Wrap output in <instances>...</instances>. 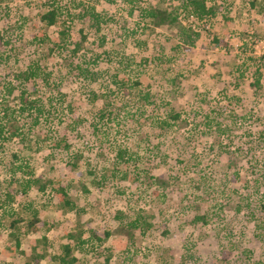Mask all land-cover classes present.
I'll return each instance as SVG.
<instances>
[{"label": "rangeland", "instance_id": "obj_1", "mask_svg": "<svg viewBox=\"0 0 264 264\" xmlns=\"http://www.w3.org/2000/svg\"><path fill=\"white\" fill-rule=\"evenodd\" d=\"M42 1L0 0V34L8 41L0 54L10 57L18 48L16 61L0 62V128L14 119L24 132L11 142L0 137V264L30 263L38 254L44 258L37 264H54L64 230L83 232L82 240L92 230L110 234L103 243L83 241L73 250L74 264H106L107 256V264H172L186 241L207 256L189 264H264V0H207L215 17H179L175 26H155L142 13L148 4L170 8V0H137L130 14L122 0H56L72 10L95 7L105 18L97 65L90 51L78 59L98 69V89L106 92L96 101L70 77L59 87L61 100L46 45L30 43L29 21ZM87 24L84 17L70 24L73 40L82 28L85 45L91 42ZM58 27L46 28L50 39ZM182 29L198 34L193 45L182 40ZM33 61L50 74L48 85L38 78L24 87L13 78ZM117 76L127 84L140 80L141 87L129 91ZM22 90L27 100L50 107L45 120L20 110ZM64 100L69 111L54 118ZM8 105L14 118L3 115ZM101 109L108 120L95 115ZM32 178L64 181L71 211L50 187L22 191ZM139 217L149 222L142 232L130 227Z\"/></svg>", "mask_w": 264, "mask_h": 264}, {"label": "trees", "instance_id": "obj_2", "mask_svg": "<svg viewBox=\"0 0 264 264\" xmlns=\"http://www.w3.org/2000/svg\"><path fill=\"white\" fill-rule=\"evenodd\" d=\"M108 3H114V0H104ZM126 7L128 13H132L134 9H137V7L140 6L139 2L137 0H122ZM159 1H165V0H159ZM168 1V0H167ZM173 1L174 6H171L170 8H159L157 6H152L151 4H148L145 6V8L142 10V13L144 17H148L152 23L155 26L160 25H168V26H175L178 22V18H187L190 16L195 17V19L198 22L201 21H207L211 19L212 17H215V9L213 7L208 6L207 0H170ZM79 3V2H78ZM78 5V4H77ZM253 5V4H250ZM81 7V10L75 8L70 9L66 5H59L56 0H43L40 2L36 8H35V17L33 20L29 21L31 23V37H30V43L34 44V46H39L41 44L46 45V49L48 50V56L46 60L52 61L55 64H51L52 67V73L57 70V90L60 92V96L62 97L61 100H63L64 95L61 92L60 86H64L67 79L70 77L69 80L77 81L79 88H85L88 87L89 94L91 96V100L96 101L99 99L100 93H103L102 91L106 92L105 89H98L97 84V78L100 76L98 69L91 68L88 65H84L81 61H78L79 56L82 55L85 51H90L95 53V58L92 59L95 62V65H97V59L100 58L96 53L99 49H102L104 47L105 39H106V33L104 32L103 25L105 24V18L101 14V12H98L95 7H90V9H86L85 7ZM84 17L86 21L88 22L87 27L90 31V35H92L91 42H89L87 45L86 41L88 40V32L86 29H78V40H73L70 34V24L73 23L75 19ZM66 19L68 22H65L64 25L60 28L58 27L59 21L61 19ZM104 22V23H103ZM56 26L58 27L55 36L57 37L55 40L50 39V35L46 28ZM182 40H184L186 43L193 45L195 42V36L197 37L198 34L191 33L189 29H182L181 31ZM48 41V42H47ZM47 42V43H46ZM8 44V41H3V37L0 34V51L1 48L4 47V45ZM17 46L12 51V55L10 57H14V61H16L15 57L18 56L17 54ZM102 52H105L102 50ZM89 53V52H88ZM93 55V54H92ZM9 56L1 55L0 54V62L8 60L10 58ZM11 59V58H10ZM96 59V60H95ZM57 63V64H56ZM43 67L39 66L37 62H31L29 64H26V67L24 69L15 71V74H13V78L21 84V86L29 87L33 86L38 78L40 79L43 84L48 85L50 83L49 78L50 74L44 72L42 69ZM55 68V69H53ZM10 71H12L10 69ZM11 73V72H10ZM51 73V75H52ZM259 73V70L257 71ZM9 74V72H8ZM12 79V78H11ZM11 79L7 80V87L6 90L8 93H11L12 87H11ZM118 85H121L123 88L127 87L130 90L137 91L140 87L142 82L140 80H134L130 84L126 83V79H121L120 76H117ZM115 86V85H114ZM24 90L21 91L19 95V100L22 105L25 107L20 108V110H24L25 108L33 109V112L37 114L34 116L35 122H38L40 118L46 119V114H50V107L45 106L43 102L39 101L38 99L34 100H27L24 97V93L22 94ZM113 91H117V88H115ZM143 99L147 100V94L143 95ZM65 103V105H64ZM69 105L66 104L65 100L62 102V107L60 108V111L55 109L52 110V113L55 115L54 118H59L60 115H65L64 113H67L69 111ZM13 108L8 105L3 109V115L4 117H8L9 115L12 116V118L15 117L11 111ZM95 115L98 116L100 120H108L107 116H104V111L101 109L98 112L95 113ZM178 117V114H172L171 118L175 119ZM6 130V132L4 131ZM23 129V128H22ZM22 129H18L15 127V121L14 119L9 120L6 122V124L3 125V128H0V137H2V141H12L14 137H18ZM24 134V132L22 131ZM22 135V134H20ZM23 137V136H22ZM64 139V138H62ZM20 144H22V140L19 139ZM64 144L66 143V140L64 139ZM55 146H59V144H55ZM11 157L14 160H17L18 162H21L20 155L18 153H13ZM23 164L26 167H29V164L27 162H23ZM28 169V168H27ZM159 180H162L163 182L168 180L167 175H159ZM31 185L37 186V190L41 192H45L46 188L50 187V191L52 195H55L56 200L58 204L61 206L62 209L70 210L72 209V206L74 205L71 197L68 194V186L64 181L56 180L53 181H44L42 182L39 178H32V180H28L23 184L22 191H25V188H29ZM143 217H139L136 220H133L130 224V227L132 229H138L139 231H143L142 226H149V222L146 220H141ZM197 220L203 221L204 217L200 216L196 218ZM38 223L37 220V213L34 210L33 211V217L32 220L27 223V230L31 233H35L37 231L36 224ZM15 226V223L12 224V227ZM66 234V240L64 243L62 242L61 245L58 247V251L53 253L51 256V260L54 261V264H74L77 261V258L73 256V250L80 249V244H83V241H94L98 243H103L107 238L109 237V232L107 230H103L102 232H96L91 231L90 235L86 240H82V233L79 232L77 235H74L72 233H69L68 231L64 230ZM162 234L166 233V230H163L161 232ZM15 245L17 248H19V253L22 252V249L20 248V239L18 238V234L16 233L15 236ZM75 245V246H74ZM80 246V247H79ZM222 258L225 261L229 256L230 253L227 251L226 247L221 251ZM39 258H44L43 254L36 255L30 263H24V264H37L39 261ZM110 257H105V263L109 261ZM198 261H207V256L204 253H198V250L194 246V244L190 243L189 241H186L184 245L182 246L181 255L178 261H174L172 264H189V263H198Z\"/></svg>", "mask_w": 264, "mask_h": 264}]
</instances>
